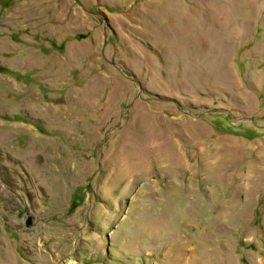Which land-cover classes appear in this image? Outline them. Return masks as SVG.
Listing matches in <instances>:
<instances>
[{
	"label": "rangeland",
	"instance_id": "1",
	"mask_svg": "<svg viewBox=\"0 0 264 264\" xmlns=\"http://www.w3.org/2000/svg\"><path fill=\"white\" fill-rule=\"evenodd\" d=\"M0 264H264V0H0Z\"/></svg>",
	"mask_w": 264,
	"mask_h": 264
},
{
	"label": "water",
	"instance_id": "2",
	"mask_svg": "<svg viewBox=\"0 0 264 264\" xmlns=\"http://www.w3.org/2000/svg\"><path fill=\"white\" fill-rule=\"evenodd\" d=\"M31 223V218H29L28 220H27V225H29Z\"/></svg>",
	"mask_w": 264,
	"mask_h": 264
},
{
	"label": "bare ground",
	"instance_id": "3",
	"mask_svg": "<svg viewBox=\"0 0 264 264\" xmlns=\"http://www.w3.org/2000/svg\"><path fill=\"white\" fill-rule=\"evenodd\" d=\"M158 49H159V48H158ZM207 158H209V157H207ZM207 161L209 162V161H213V160L208 159ZM214 161H215V160H214ZM181 162H182V161H181ZM257 172H258V171H257ZM120 175H121V174H120ZM115 179H116V178H115ZM214 182H215V181H214ZM218 182H219V181H218ZM194 259H195V258H194ZM181 260H182V259H181Z\"/></svg>",
	"mask_w": 264,
	"mask_h": 264
}]
</instances>
